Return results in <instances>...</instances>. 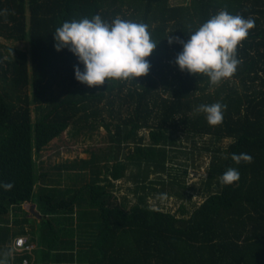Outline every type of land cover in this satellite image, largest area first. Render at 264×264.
Returning a JSON list of instances; mask_svg holds the SVG:
<instances>
[{
    "label": "trees",
    "instance_id": "obj_1",
    "mask_svg": "<svg viewBox=\"0 0 264 264\" xmlns=\"http://www.w3.org/2000/svg\"><path fill=\"white\" fill-rule=\"evenodd\" d=\"M5 9L9 14L0 15V36L28 48L0 42V185L13 184L8 191L0 186V218L27 202L38 209L36 264H264V0L176 5L171 0H0V12ZM220 10L251 16L255 26L237 48L240 63L234 75L212 85L206 75L179 69L175 58L182 45H170L168 37L187 41ZM96 15L108 23L119 17L149 26L157 47L147 58L146 76L94 87L75 79L74 66L83 70V65L67 48L57 51L53 35L64 22ZM216 102L226 105L223 122L209 126L206 115L194 110ZM72 126L104 128L120 147L135 143L126 156L130 162L165 171V148L176 144L177 136L207 138L211 145L231 141L209 168L207 185L217 184V191L190 214L184 207L173 213L149 205L144 193L131 207L119 201L113 187L126 177L128 164L122 161L107 168L105 183L101 170L93 169L91 181L79 188L61 191L48 185L36 155ZM142 130L148 131V143ZM233 153L250 155L252 162L237 164ZM94 162L96 157L83 167ZM230 167L240 179L222 184L220 177ZM148 177L137 179V192L145 191ZM182 183L172 180L184 188ZM86 203L95 222L84 231L86 243L79 244L86 249L76 250L75 231L58 218ZM64 231H70L71 241L64 239ZM9 238L8 229L0 227V243ZM3 246L0 260L7 253L9 264L11 248ZM33 255L26 257L31 261ZM22 260L17 257L15 264Z\"/></svg>",
    "mask_w": 264,
    "mask_h": 264
},
{
    "label": "rangeland",
    "instance_id": "obj_2",
    "mask_svg": "<svg viewBox=\"0 0 264 264\" xmlns=\"http://www.w3.org/2000/svg\"><path fill=\"white\" fill-rule=\"evenodd\" d=\"M186 1L188 0H171V4L176 5ZM0 42L17 48H28L25 42L7 40L2 36H0ZM141 136L145 138L146 143L149 142L148 131L142 130ZM175 141L176 144L165 148L167 150L166 171L156 167L150 168L145 162L142 165L130 162L126 156L134 152L135 143L123 142L120 147L118 142L112 141L104 128L90 129L72 126L60 137L50 142L41 153L36 155V159L40 173L48 174L46 183L61 191H66L68 188H79L82 183L91 181L93 169L96 172L101 170L100 178L104 180L107 168L122 161L128 164L126 177L115 181L113 187V192L119 201H125L128 207H131L144 193L149 205L173 213H179L184 207L190 214L209 194L217 191V184L207 185L209 168L215 155H224L231 140L226 139L211 145V141L207 138H196L192 141L182 135L177 136ZM207 145L211 147H205ZM94 157H96V162L90 167H83L84 161L92 160ZM147 173L149 177L143 182L147 188L139 193L136 190L137 179H142ZM94 176L97 175L94 174ZM175 177L182 180L184 188L178 184H172ZM102 183H105V180ZM37 211L38 209L31 202H27L19 210L12 209L7 216L0 218V227L4 230L8 229L10 237L7 243H0V246H11L16 237L14 234L23 231L36 243L37 249L31 259V264H36L37 250L41 247L38 245L35 234L41 223L40 218L35 217L39 215ZM93 211V208L86 203L84 206H76L73 215L69 217L62 215L58 218V222L61 221L60 225L75 231L76 250L86 249L84 245L79 246V244H85L88 240L84 231L89 228L90 223L95 222ZM62 234L64 238L71 241L70 231H64ZM70 264H83V262Z\"/></svg>",
    "mask_w": 264,
    "mask_h": 264
},
{
    "label": "clouds",
    "instance_id": "obj_3",
    "mask_svg": "<svg viewBox=\"0 0 264 264\" xmlns=\"http://www.w3.org/2000/svg\"><path fill=\"white\" fill-rule=\"evenodd\" d=\"M8 14L7 9L0 12L5 17ZM254 26L251 16L246 19L240 14L232 15L227 10H220L188 35L187 41L169 36L168 43L182 45V51L175 58V64L181 71L196 76L206 75L212 85H219L236 72L240 63L236 58L237 48ZM53 36L57 51L67 48L83 65V70L74 66L75 79L89 87L104 85L110 79L129 81L146 76L151 68L147 58L157 47L147 24L119 17L111 23L99 15L64 22L56 28ZM225 108L226 105L216 102L198 105L194 111L205 114L209 126H218L223 122ZM232 160L237 164L241 161L251 163L252 157L233 153ZM239 179V171L231 167L220 177L225 185ZM0 186L8 191L13 184ZM7 255L0 264H7Z\"/></svg>",
    "mask_w": 264,
    "mask_h": 264
},
{
    "label": "built area",
    "instance_id": "obj_4",
    "mask_svg": "<svg viewBox=\"0 0 264 264\" xmlns=\"http://www.w3.org/2000/svg\"><path fill=\"white\" fill-rule=\"evenodd\" d=\"M10 248L11 262L9 264H15L16 258L20 256H23L21 264H31L30 259L26 255H33L37 245L28 235H18L13 239Z\"/></svg>",
    "mask_w": 264,
    "mask_h": 264
},
{
    "label": "water",
    "instance_id": "obj_5",
    "mask_svg": "<svg viewBox=\"0 0 264 264\" xmlns=\"http://www.w3.org/2000/svg\"><path fill=\"white\" fill-rule=\"evenodd\" d=\"M32 211L34 212V209Z\"/></svg>",
    "mask_w": 264,
    "mask_h": 264
},
{
    "label": "crops",
    "instance_id": "obj_6",
    "mask_svg": "<svg viewBox=\"0 0 264 264\" xmlns=\"http://www.w3.org/2000/svg\"><path fill=\"white\" fill-rule=\"evenodd\" d=\"M64 239H66V238H64Z\"/></svg>",
    "mask_w": 264,
    "mask_h": 264
}]
</instances>
